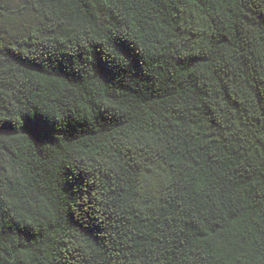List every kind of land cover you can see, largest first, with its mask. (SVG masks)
I'll list each match as a JSON object with an SVG mask.
<instances>
[{"label": "trees", "instance_id": "16d2710c", "mask_svg": "<svg viewBox=\"0 0 264 264\" xmlns=\"http://www.w3.org/2000/svg\"><path fill=\"white\" fill-rule=\"evenodd\" d=\"M0 264H264V0H0Z\"/></svg>", "mask_w": 264, "mask_h": 264}]
</instances>
